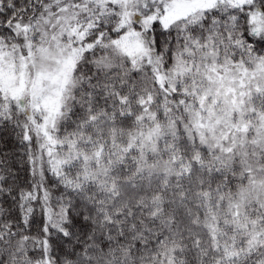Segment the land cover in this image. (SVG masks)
<instances>
[{
	"label": "snow or ice",
	"instance_id": "snow-or-ice-1",
	"mask_svg": "<svg viewBox=\"0 0 264 264\" xmlns=\"http://www.w3.org/2000/svg\"><path fill=\"white\" fill-rule=\"evenodd\" d=\"M0 264H264V0H0Z\"/></svg>",
	"mask_w": 264,
	"mask_h": 264
}]
</instances>
